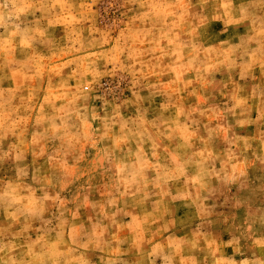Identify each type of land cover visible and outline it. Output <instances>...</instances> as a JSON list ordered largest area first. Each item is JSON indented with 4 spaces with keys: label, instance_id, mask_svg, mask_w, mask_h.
<instances>
[{
    "label": "rangeland",
    "instance_id": "374dc122",
    "mask_svg": "<svg viewBox=\"0 0 264 264\" xmlns=\"http://www.w3.org/2000/svg\"><path fill=\"white\" fill-rule=\"evenodd\" d=\"M0 264H264V0H0Z\"/></svg>",
    "mask_w": 264,
    "mask_h": 264
}]
</instances>
